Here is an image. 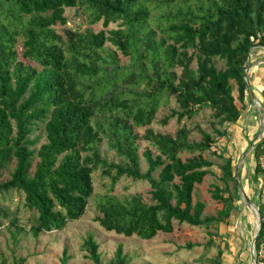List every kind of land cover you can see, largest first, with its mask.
<instances>
[{"label":"trees","instance_id":"obj_1","mask_svg":"<svg viewBox=\"0 0 264 264\" xmlns=\"http://www.w3.org/2000/svg\"><path fill=\"white\" fill-rule=\"evenodd\" d=\"M2 1L0 171L15 163V172L0 184V194L24 195L25 206L38 215L35 235L64 231L84 217L98 168L112 179V188L122 178L147 182L153 202L147 205L136 196L101 203L102 217L96 222L106 232L150 241L172 234L174 222L201 227L205 205L193 204V195L210 174L212 163L203 154L212 150L215 140L200 131L201 142H190L186 128L175 136L147 130L142 139L158 155L143 154L148 170L142 174L134 129L150 127L170 98L179 111L173 110L163 126L175 118L178 123L192 120L203 110L213 112L221 127L236 124L246 108V64L257 39L264 46V0ZM78 7L91 25L103 22L107 29L121 23L120 28L98 34L67 31L63 39L53 28L65 26V11ZM153 12L160 13L152 20L163 35L160 41L149 29ZM25 18L29 20L23 22ZM18 39L23 40V58L42 71H27L17 63ZM107 44L115 51H107ZM118 53L131 61L129 68L120 66ZM216 61L223 68L219 70ZM40 122L46 123V144L36 154L28 138ZM215 134L225 138L227 132L215 129ZM104 139L126 167L101 159L97 146ZM183 154L191 157L183 161ZM34 157L38 163L31 176ZM223 174L238 190L231 160ZM220 193L217 189L212 199L227 205L223 214L229 218L232 199ZM263 246L264 216L256 250ZM90 248L98 262L97 247L90 243ZM116 259L123 264L122 248Z\"/></svg>","mask_w":264,"mask_h":264},{"label":"rangeland","instance_id":"obj_2","mask_svg":"<svg viewBox=\"0 0 264 264\" xmlns=\"http://www.w3.org/2000/svg\"><path fill=\"white\" fill-rule=\"evenodd\" d=\"M2 3L0 0V6ZM159 15L160 13L153 12L149 22V29L156 32L158 41L163 35L152 20ZM64 16L67 24L58 25L53 30L65 40L67 31L75 34L89 31L98 34L102 31L118 30L121 24H112L107 29L103 27V22L91 25L89 16L82 7L66 10ZM28 20L29 18H25L23 22ZM256 45L246 64L247 75L250 70L253 72V69L256 71L264 66V46L258 39ZM105 48L107 51H115L110 44ZM15 51L17 63L22 64L27 71H42L39 65L23 58V40L18 39ZM118 58L121 67L129 68L132 65L120 53ZM217 67L220 70L223 63L217 62ZM192 68L197 69L196 63ZM141 90H145V87ZM233 94L235 98L238 97L235 85ZM168 103L167 106L160 107L150 127L134 129V134L139 136L137 145L140 170L142 174H146L148 170L143 157L146 151H151L154 156L158 155L142 139L147 130L155 134L175 136L180 129L186 128L190 132V142L195 143L202 140L200 131L210 134L215 143L212 150L203 156L212 163V167L207 169L210 174L202 185L195 187L193 195V204L200 202L205 205L202 216L205 223L201 227L174 222L172 234H159L150 241L106 232L96 222L102 217L99 213L101 203L111 198L123 201L136 196L141 197L147 205H153V202L147 182L122 178L112 188V179L105 177L103 170L98 168L92 175L94 193L89 200L86 214L81 220L68 224L61 232L35 235L38 215L25 206L24 195L20 192L0 194V264H62L63 261L66 264H118L116 253L119 248H122L123 264H263L264 246L258 252L256 241L264 216V145L260 146L264 140V112L262 120L257 121L251 132L250 129L243 128L242 123L237 126H219L210 110H203L194 119H185L181 123L176 118L171 119L168 125L163 126L161 122L171 116L173 110L179 111L174 99L170 98ZM45 125V122L37 123L28 138L35 144L30 150L36 154L46 144ZM215 129H225L226 137L219 138ZM97 152L109 164L127 166V162L109 148L107 139L97 146ZM190 157L187 154L181 156L183 161ZM228 160L232 161L233 177L238 190L235 189L234 182L224 178L223 167ZM37 163L38 159L34 157L31 176ZM258 165L260 170H257ZM14 172L15 163L1 170L0 184L9 181ZM159 172L160 170L154 175L156 180ZM217 189L221 192V197L232 199L233 211L229 218L223 214L227 205L212 199ZM90 243L97 247L98 262L94 258Z\"/></svg>","mask_w":264,"mask_h":264},{"label":"crops","instance_id":"obj_3","mask_svg":"<svg viewBox=\"0 0 264 264\" xmlns=\"http://www.w3.org/2000/svg\"><path fill=\"white\" fill-rule=\"evenodd\" d=\"M248 92L246 98V108L240 120L236 123H242L243 128H255L257 121L262 120L264 112V66L263 68L249 71L247 78ZM257 105V106H256ZM235 126V125H234ZM241 129V128H239ZM262 142V141H261Z\"/></svg>","mask_w":264,"mask_h":264}]
</instances>
